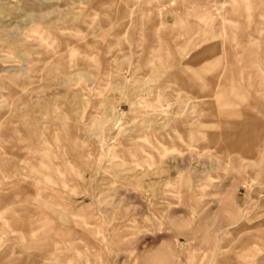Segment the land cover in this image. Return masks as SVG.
I'll list each match as a JSON object with an SVG mask.
<instances>
[{
	"label": "rangeland",
	"instance_id": "1",
	"mask_svg": "<svg viewBox=\"0 0 264 264\" xmlns=\"http://www.w3.org/2000/svg\"><path fill=\"white\" fill-rule=\"evenodd\" d=\"M0 264H264V0H0Z\"/></svg>",
	"mask_w": 264,
	"mask_h": 264
},
{
	"label": "bare ground",
	"instance_id": "2",
	"mask_svg": "<svg viewBox=\"0 0 264 264\" xmlns=\"http://www.w3.org/2000/svg\"><path fill=\"white\" fill-rule=\"evenodd\" d=\"M213 47V46H212ZM207 48V47H206ZM210 50V49H209ZM205 51V50H204Z\"/></svg>",
	"mask_w": 264,
	"mask_h": 264
}]
</instances>
